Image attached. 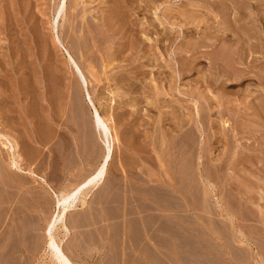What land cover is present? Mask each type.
<instances>
[{
    "label": "rangeland",
    "instance_id": "rangeland-1",
    "mask_svg": "<svg viewBox=\"0 0 264 264\" xmlns=\"http://www.w3.org/2000/svg\"><path fill=\"white\" fill-rule=\"evenodd\" d=\"M155 17L170 40L142 29ZM131 18L146 46L131 48ZM263 23L264 0H0L8 260L54 264L45 228L57 218L55 241L75 264H264ZM106 155L108 192L104 181L89 190ZM13 157L34 176L11 169ZM62 192L83 202L61 219ZM118 201L122 223L99 217Z\"/></svg>",
    "mask_w": 264,
    "mask_h": 264
},
{
    "label": "bare ground",
    "instance_id": "bare-ground-1",
    "mask_svg": "<svg viewBox=\"0 0 264 264\" xmlns=\"http://www.w3.org/2000/svg\"><path fill=\"white\" fill-rule=\"evenodd\" d=\"M110 1V0H109ZM120 1V0H119ZM123 1V0H122ZM143 1V0H142ZM105 2V1H104ZM175 2V1H174ZM121 3V2H120ZM125 4H126V2H124ZM136 3V2H135ZM215 3V2H214ZM218 3V2H217ZM70 4V3H69ZM102 4V3H101ZM216 4V3H215ZM221 4V3H220ZM226 4V3H225ZM225 4H223V5H225ZM79 5V4H78ZM132 5V4H131ZM140 5V4H139ZM145 5V4H144ZM202 5V4H201ZM233 5H234V3H233ZM118 6H119V4H118ZM146 6V5H145ZM144 6V7H145ZM171 6V5H170ZM205 6V5H204ZM231 6V5H230ZM138 7V6H137ZM139 7H143V6H139ZM143 7V8H144ZM225 7V6H224ZM71 8V7H70ZM73 8V7H72ZM85 8H86V6H85ZM146 8V7H145ZM209 8V7H208ZM222 8V7H221ZM254 8V7H253ZM108 9V8H107ZM224 9V8H223ZM69 10V9H68ZM78 10V9H77ZM128 10V9H127ZM142 11H143V9H141ZM104 11V10H103ZM113 11V10H112ZM168 11V10H167ZM76 12V11H75ZM136 12V11H135ZM77 13V12H76ZM111 13H113V12H111ZM130 13H132V12H130ZM187 14H188V12H186ZM75 14V13H74ZM81 14V13H80ZM102 14V13H101ZM114 14H115V12H114ZM135 14V13H134ZM173 14V13H172ZM171 13L170 14H166V23L167 24H165V25H170L171 26V29H172V26H174L175 25V22H173L172 20H175L174 19V14L172 15ZM185 14V13H184ZM184 14H182L181 13V15L179 16L178 15V17H181L182 18V20H185L186 21V17L187 16H185ZM73 15V14H72ZM94 15V14H93ZM122 15V14H121ZM137 15V14H136ZM192 15V14H191ZM228 15V14H227ZM232 15V14H231ZM234 15V14H233ZM235 15H236V13H235ZM84 16V15H83ZM105 16V15H104ZM126 16H127V14H126ZM135 16V15H134ZM162 16H163V14H162ZM196 16V15H195ZM216 16V15H215ZM220 16H221V14H220ZM241 16V15H240ZM239 16V17H240ZM250 16V15H249ZM107 17V16H106ZM129 17H131V16H129ZM164 17V18H165ZM221 17H223V16H221ZM238 17V18H239ZM243 17V16H242ZM84 18V17H83ZM117 18V17H116ZM132 18H133V16H132ZM132 18H131V20L129 21L130 23H131V25L130 26H134V27H136V22H137V20L135 21L134 19L132 20ZM158 18V17H157ZM157 18L155 17V19H153L152 21H150V23L149 24H147L148 25V27H143L142 29L143 30H150V28H152L153 29V31H155L154 33H158V36L155 38V39H153L154 40V42L157 44V43H161L162 41H164V40H170L171 39V36L169 37L168 36V33L166 34V33H163V35L162 34H160L159 32V29H158V24H156V21H157ZM191 18V17H190ZM192 18H195V17H192ZM191 18V19H192ZM263 18V17H262ZM128 19V18H127ZM196 19V18H195ZM229 19V18H228ZM234 19V18H233ZM243 19V18H242ZM247 20H248V18H246ZM246 19H243V21L245 22V20ZM154 20H156V21H154ZM160 20V19H159ZM178 20V19H177ZM181 20V21H182ZM215 20V19H214ZM235 20V19H234ZM110 21V20H109ZM185 21H183V22H185ZM191 21V20H190ZM189 21V24L191 25V22H193V21H191L190 22ZM202 21V20H201ZM225 21V20H224ZM250 22H251V20H249ZM118 22V21H117ZM222 22V21H221ZM242 22V21H241ZM247 22V21H246ZM101 23H102V21H101ZM224 23V22H223ZM239 23V22H238ZM137 24H138V22H137ZM225 24V23H224ZM250 24V23H249ZM264 24V23H263ZM77 25V24H76ZM87 25V24H86ZM88 25H90V24H88ZM104 25V24H103ZM107 25V24H106ZM187 25V24H186ZM200 25V24H199ZM205 25V24H204ZM203 25V26H204ZM223 25V24H222ZM226 25V24H225ZM227 25L229 26V24L227 23ZM234 25V24H233ZM74 26V25H73ZM92 26V25H91ZM115 26V25H114ZM129 26V27H130ZM237 26V25H236ZM241 26V25H240ZM107 27V26H106ZM105 27V28H106ZM112 27V26H111ZM123 27V26H122ZM128 27V30H129V36H128V42L130 41V45H131V48L132 47H134V45L136 44V42L137 43H140V44H142V45H145L148 41H149V39L146 37V38H141V37H139L138 36V31H136V29H134V27L131 29V28H129ZM140 27H142V24H141V26ZM165 27H167V26H164V28ZM246 27H249L248 26V23H247V26ZM103 28V27H102ZM163 28V27H162ZM228 28V27H227ZM240 28V27H239ZM242 28V27H241ZM90 29V28H89ZM138 29V28H137ZM166 29H168V32H170L169 30V27L168 28H166ZM75 30H76V28H75ZM96 30V29H95ZM141 30V29H140ZM140 30H139V32H140ZM191 30V29H190ZM210 30V29H209ZM227 30V29H226ZM93 31V30H92ZM243 31V30H242ZM254 31V33L256 32V30H253ZM263 31V30H262ZM108 32V31H107ZM237 32V31H236ZM247 32V31H246ZM84 33V32H83ZM101 33V32H100ZM111 33V32H110ZM186 35H187V33H185ZM127 35V34H126ZM170 35V34H169ZM245 35V34H244ZM251 35V34H250ZM256 35V34H255ZM101 36V35H100ZM238 36V35H237ZM247 36V35H246ZM245 36V37H246ZM261 36V35H260ZM259 36V38H261ZM97 37V36H96ZM244 37V36H243ZM244 37V38H245ZM256 37V36H255ZM209 38V37H208ZM211 38V37H210ZM224 38V37H223ZM239 38H241V36L239 37ZM247 38V37H246ZM258 38V36H257V38L256 39H259ZM219 39V38H218ZM237 39V38H236ZM235 39V40H236ZM152 40V41H153ZM245 40V39H244ZM249 40V39H248ZM254 40V39H253ZM147 41V42H146ZM222 41H223V39H222ZM225 41V40H224ZM234 41V40H233ZM260 41V40H259ZM150 42H151V40H150ZM149 42V44H152V43H150ZM174 42V41H173ZM199 42V41H198ZM213 42V41H212ZM216 42V41H215ZM221 42V41H220ZM236 42V41H235ZM261 42V41H260ZM202 43V42H201ZM232 43H234V42H232ZM237 43H238V41H237ZM249 43V42H248ZM213 44V43H212ZM211 44V45H212ZM222 44V43H221ZM227 44V43H226ZM240 44V43H239ZM250 44V43H249ZM92 45H93V43H92ZM95 45V44H94ZM117 45V44H116ZM220 45V44H219ZM228 45V44H227ZM96 46V45H95ZM146 46V45H145ZM152 46H153V44H152ZM224 46V45H223ZM234 46V45H233ZM247 46V45H246ZM122 47V46H121ZM222 47V46H221ZM229 47V46H228ZM239 47V46H238ZM244 47V46H243ZM242 47V48H243ZM263 47V46H262ZM82 48V47H81ZM110 48V47H109ZM247 48V47H246ZM134 49V48H133ZM181 49V48H180ZM186 49V48H185ZM220 49H222V48H220ZM229 49V48H228ZM231 49V48H230ZM240 49V48H239ZM259 49V48H258ZM153 50V49H152ZM182 50V49H181ZM150 51V50H149ZM178 51V50H177ZM221 51V50H220ZM220 51L217 53V54H219L220 55ZM234 50H232L231 51V53L233 52ZM236 51V50H235ZM235 51H234V53H235ZM244 51V50H243ZM246 51V50H245ZM252 51V50H251ZM132 52V51H131ZM139 52V51H138ZM151 52V51H150ZM223 52V51H222ZM221 52V53H222ZM230 53V54H231ZM233 53V54H234ZM248 53V52H247ZM136 54V53H135ZM134 54V55H135ZM227 54V53H226ZM236 54V53H235ZM238 55V54H237ZM217 56V55H216ZM225 56V55H224ZM230 56V55H229ZM136 57V56H135ZM219 57V56H218ZM222 57V56H221ZM132 58V57H131ZM152 58V57H151ZM155 58V57H154ZM227 58H228V56H227ZM229 58H231L232 59V57H229ZM110 59V58H109ZM138 59V58H137ZM214 59H215V57H214ZM220 57H219V61H220ZM231 59H229V60H231ZM246 59V58H245ZM227 59H225V61H226ZM129 61V60H128ZM154 61H156V60H154ZM216 61V60H215ZM228 61V60H227ZM226 61V62H227ZM253 61V60H252ZM212 62V61H211ZM222 62H224V61H222ZM225 62V63H226ZM141 63V62H140ZM156 63H158V62H156ZM229 63V62H228ZM227 63V67H228V65L230 66V64L231 63H229L228 64ZM237 63H239V62H237ZM213 64V63H212ZM157 65V64H156ZM226 65V64H225ZM232 65V64H231ZM240 65V64H239ZM108 66V65H107ZM139 66V65H138ZM248 66V65H247ZM140 67V66H139ZM158 67V66H157ZM212 68V67H211ZM229 68V67H228ZM246 68V67H245ZM44 69V68H43ZM221 69V68H220ZM233 69V68H232ZM181 70V69H180ZM185 70V69H184ZM215 70V69H214ZM213 70V71H214ZM222 70V69H221ZM236 71V70H235ZM239 71V70H238ZM181 73V72H180ZM234 73V72H233ZM237 73V72H236ZM235 73V74H236ZM139 74V73H138ZM224 74V73H223ZM41 75H43V74H41ZM137 75V74H136ZM185 75V74H184ZM234 75V74H233ZM143 76V75H142ZM175 76V75H174ZM245 76V75H244ZM44 78V77H43ZM209 78V77H208ZM130 79V78H129ZM211 79V78H210ZM233 79V78H232ZM261 79V78H260ZM176 80V79H175ZM158 81V80H157ZM161 81V80H160ZM179 81V80H178ZM83 82H86L85 80H83ZM153 82V81H152ZM215 82V81H214ZM217 82V81H216ZM98 83V82H97ZM159 83V82H158ZM173 82L171 81V84H172ZM181 83V82H180ZM206 83V82H205ZM138 85V84H137ZM170 85V84H169ZM151 87V86H150ZM140 88V87H139ZM138 88V89H139ZM155 90V89H154ZM173 90V89H172ZM149 92V91H148ZM187 94V93H186ZM189 94V93H188ZM219 97V96H218ZM217 97V98H218ZM264 98V97H263ZM88 99L90 100V97H88ZM158 99V98H157ZM156 99V100H157ZM199 99V98H198ZM218 100V99H217ZM222 101V100H221ZM161 102V101H160ZM225 102V101H224ZM234 102V101H233ZM222 103V102H221ZM259 103V102H258ZM201 104V103H200ZM217 104V103H216ZM220 104V103H219ZM253 104V103H252ZM166 105V104H165ZM172 105V104H171ZM201 106V105H200ZM258 107V106H257ZM204 108V107H203ZM206 108V107H205ZM208 108V107H207ZM173 109V108H172ZM172 109H170V110H172ZM212 110V109H211ZM262 110V109H261ZM223 111V110H222ZM264 111V110H263ZM222 113V112H221ZM256 113V112H255ZM57 114V113H56ZM94 118H95V122H96V125H97V127L99 128H101V131H100V133H102L103 134V136H104V138L106 139V144H107V148L109 149L110 148V144H111V137H110V134H109V132H110V129H109V127H108V124L104 121V119L100 116V113L98 112V110L96 109V108H94ZM255 115V114H254ZM221 116V115H220ZM55 117V116H54ZM174 117V116H173ZM222 117V116H221ZM52 118V117H51ZM172 118V117H171ZM175 119V118H174ZM201 120V119H200ZM204 120V119H203ZM261 120V119H260ZM257 121V120H256ZM44 122V121H43ZM175 123V122H174ZM263 123V122H262ZM264 124V123H263ZM262 124V125H263ZM183 125V124H182ZM264 127V126H263ZM35 131V130H34ZM50 134V133H49ZM51 136V135H50ZM28 143V142H27ZM49 143V142H48ZM109 145V146H108ZM50 146V145H49ZM109 159H110V157H109V155H106V157H105V159H104V161L102 162V164H101V166H100V169L97 171V174L94 176V174L92 173L91 175H92V179H91V182H90V184L88 185V189L89 190H92L93 188H95L98 184H99V182H103L104 181V177H105V175H106V173H107V171H106V167H107V164H108V161H109ZM2 163V162H1ZM2 164H4V163H2ZM8 165H9V167L11 168V169H13V170H16V171H19V172H22V173H29V174H32L33 175V173L32 172H30V171H24L22 168H21V166H20V163H19V160H17V157H13L12 159H10L9 161H8ZM3 171V170H2ZM1 171V172H2ZM7 171V170H6ZM12 172V171H11ZM7 174V173H6ZM12 174V173H11ZM20 175V174H19ZM90 175V176H91ZM34 176V175H33ZM13 178V177H12ZM4 179H6V178H4ZM24 179V178H23ZM103 179V180H102ZM8 180V179H7ZM19 181V180H18ZM21 182V181H20ZM24 182V181H23ZM9 183V182H8ZM22 184V183H21ZM6 185V184H5ZM10 185V184H9ZM18 185V184H17ZM24 185V184H23ZM7 186V185H6ZM15 186V185H14ZM9 189V188H8ZM20 189V188H19ZM1 190V189H0ZM7 190V189H6ZM100 193V192H99ZM6 194V193H5ZM85 195V194H84ZM59 196L61 197H63V198H61V199H57V205H58V207H59V209H60V211H61V214L59 215V217L62 219V217H63V214H64V212H65V209H63L64 208V206L66 207V208H68V207H72V204H74L75 203V201L77 200L78 202H83V199H81V197H82V194H81V196H79V192H76L74 195H71L70 197V199H68V200H70V202L68 201V200H66V194H65V192H62V193H60L59 194ZM76 196H79V197H77V198H75ZM2 198V197H1ZM28 198V197H27ZM35 199V198H34ZM59 200H62V207H61V202L59 201ZM7 201V200H6ZM68 201V202H67ZM2 204V203H1ZM5 204V203H4ZM3 207V206H2ZM5 208H6V206H5ZM14 210V209H13ZM105 210V209H104ZM121 210V209H120ZM14 212V211H13ZM121 212V211H120ZM126 213V212H125ZM91 215H92V213H91ZM115 217V216H114ZM10 218V217H9ZM109 219V218H108ZM119 219V218H118ZM2 220V219H1ZM114 220V219H113ZM130 221V220H129ZM56 222H57V218H55V220L53 221V220H50L49 221V223H48V225H47V227L45 228V231H46V233H47V238H48V242H49V244L50 245H52V249H53V253H52V259H53V262H54V264H75L73 261H72V258L70 257V256H68L65 252H64V249L63 248H61V246L60 245H58L57 243H56V241H55V233L54 232H56V230H55V228L57 227L56 225ZM136 223V222H135ZM17 226V225H16ZM120 226V225H119ZM125 228V227H124ZM144 228V227H143ZM148 234V233H147ZM6 236V235H5ZM131 236V235H130ZM7 241V240H6ZM5 241V242H6ZM3 242V241H2ZM8 243V242H7ZM10 243V242H9ZM8 243V244H9ZM141 243V242H140ZM0 244H2V243H0ZM3 244H4V242H3ZM11 246V245H10ZM8 245H7V248H6V243H5V249H8ZM1 248V247H0ZM4 248L2 249L1 248V250H0V253H2L3 254V256L5 255V254H8V255H10V256H12L13 255V252L14 251H16V250H14L13 249V251H12V255H11V251H9L8 253H7V251L6 250H4ZM17 249V248H16ZM2 250H4V251H2ZM15 253V252H14ZM2 254H1V256H2ZM8 255H5L6 257L8 256ZM20 255V254H19ZM0 256V257H1ZM1 257V259L3 258H5V257ZM14 256V255H13ZM12 256V257H13ZM9 257V256H8ZM6 258L7 260L8 259H10V258ZM125 258V257H124ZM2 259V261H4V263H5V259L3 260ZM15 258H13V260H14ZM24 259V258H23ZM6 260V261H7ZM26 260V259H25ZM17 261V260H16ZM16 261L14 260V262H11L10 260H8L7 262H11L10 264H16ZM6 262V263H7ZM19 263V262H18ZM17 263V264H18ZM3 264V263H2ZM8 264V263H7ZM20 264V263H19Z\"/></svg>",
    "mask_w": 264,
    "mask_h": 264
},
{
    "label": "crops",
    "instance_id": "crops-1",
    "mask_svg": "<svg viewBox=\"0 0 264 264\" xmlns=\"http://www.w3.org/2000/svg\"><path fill=\"white\" fill-rule=\"evenodd\" d=\"M102 190L103 191H107L108 192V190H106L107 189V187H108V180H106L105 179V181L102 183ZM98 190H99V187L98 188H96L95 190H93L94 192H98ZM93 192V193H94ZM93 195V194H92ZM94 205H95V200H92L91 201V207H90V211H94ZM112 208L114 209V211H115V213H116V215H114L113 217H106V216H104V215H99V217H101V218H104L103 220H109V219H114L115 221H117L118 223H122L123 221H124V219H123V216H122V214L124 213V209H125V205H124V202L123 201H118V202H115L114 203V205L112 206ZM121 209V210H120ZM121 211V212H120ZM67 217V216H66ZM94 218V217H93ZM92 218V219H93ZM109 218V219H108ZM119 218V219H118ZM96 221H97V219H96ZM92 222H94V219H93V221ZM66 225H67V223H66ZM76 226V225H75ZM75 226H73V227H69V226H67V228L69 229V231L71 230V228H74Z\"/></svg>",
    "mask_w": 264,
    "mask_h": 264
}]
</instances>
